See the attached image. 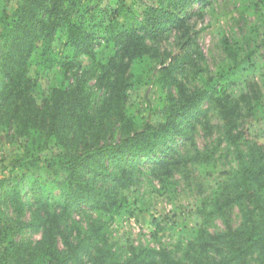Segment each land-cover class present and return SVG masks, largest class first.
I'll list each match as a JSON object with an SVG mask.
<instances>
[{
  "label": "trees",
  "instance_id": "trees-1",
  "mask_svg": "<svg viewBox=\"0 0 264 264\" xmlns=\"http://www.w3.org/2000/svg\"><path fill=\"white\" fill-rule=\"evenodd\" d=\"M198 1L202 0H157L158 4L149 0H19L12 11L0 14V124L7 132L12 130L13 138L34 142L38 138L39 155L32 154L30 164L33 168L43 164L59 199L52 207L38 175L32 176L26 191L19 184L5 191L0 208L13 206L19 215L30 209L31 219L10 224L1 211V264H37L36 250L48 264H83L84 257L93 264H264V144L248 139L242 128L261 92L259 81L247 78L250 58L239 60L224 37L223 46L234 66L206 81L203 88H190L181 78L189 55L182 62L176 59L166 65L163 61L160 75L167 94L160 119L139 122L127 109L133 62L152 54L155 49L149 41L185 27L186 17L176 11L183 13ZM63 39L75 54L69 62L62 60L54 46ZM103 43L115 48L106 64L96 55V47ZM34 53L47 67L60 64L64 76L73 79L71 84L54 88L50 96L36 97L29 72ZM82 54H89L93 61L87 70H81L77 60ZM93 78L94 87L105 90L95 110L94 89L89 84ZM242 79L248 90L234 98L229 91ZM210 110L223 121L222 140L236 163L210 203V213L223 217L225 231L212 233L201 225L181 257L164 246L131 245L123 253L104 236L102 221L90 219L85 228L73 219V212L114 213L124 207V191L134 183L140 165L148 163L165 177L186 167L194 158L180 152L179 139L194 144V121L209 128ZM235 207L240 211L238 226L230 221ZM25 227L42 231L37 245L13 238Z\"/></svg>",
  "mask_w": 264,
  "mask_h": 264
},
{
  "label": "rangeland",
  "instance_id": "rangeland-1",
  "mask_svg": "<svg viewBox=\"0 0 264 264\" xmlns=\"http://www.w3.org/2000/svg\"><path fill=\"white\" fill-rule=\"evenodd\" d=\"M18 2L0 0V14L12 11ZM149 3L158 4L157 0H149ZM204 3L205 0L195 2L187 6L183 13L176 11L186 17V26L174 28L167 37L156 42L149 41L155 49L152 54L133 62L128 112L139 122L160 119L167 94L160 75L163 61L166 65L176 59L182 62L189 55L190 62L185 63L186 71L181 78L190 88H203L209 79L229 72L234 63L222 43V39L228 37L239 60L250 58L246 63L251 69L247 78L257 79L261 87L260 97L254 99V108L245 116L242 128L248 139L264 144V0H207V5ZM64 44V39L54 43L59 56L66 62L74 60L73 48ZM114 54L115 48L111 43L96 47L97 60L101 64H106ZM77 60L81 70H87L93 64L89 54H82ZM29 72L35 82L34 94L38 98L50 96L54 88H66L73 81L64 76L60 64L45 66L39 53L30 57ZM246 82L242 79L230 89L232 97L239 98L248 90ZM95 83L94 78L89 82L94 89L93 110L99 107L105 95L104 89L94 87ZM203 107L207 108L208 104L204 103ZM208 121L209 128L198 120L194 121V144L179 139L180 152L194 158L186 167L176 169L172 176L165 177L148 163L140 165L134 183L124 191L127 201L124 207L114 213L95 209H88L85 213L73 212V219L85 228L90 219L102 221L104 236L123 253L131 245L164 246L181 257L182 249L196 237L201 225L212 233L225 231L223 217L210 213V203L221 192V185L236 163L227 143L222 140L223 121L216 111L208 112ZM11 135L12 130L7 132L0 124V198L16 184L26 191L32 176L38 175L44 195L54 207L59 199L43 164L40 168H33L30 164L32 154L38 153V138L34 142L33 139L13 138ZM44 154L41 153L42 157ZM28 197L32 199L31 195ZM1 211L10 224L31 219L30 209L19 215L13 206L4 205ZM230 221L235 226L240 224L237 207L231 210ZM13 238L32 247L41 240L42 231L25 227ZM60 246L64 248L61 241ZM91 252L93 254L94 250ZM34 258L37 264H48L40 250L35 251ZM84 263L93 264L87 257H84Z\"/></svg>",
  "mask_w": 264,
  "mask_h": 264
}]
</instances>
